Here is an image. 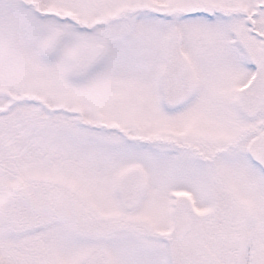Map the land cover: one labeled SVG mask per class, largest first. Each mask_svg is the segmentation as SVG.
Returning a JSON list of instances; mask_svg holds the SVG:
<instances>
[{
    "label": "snow or ice",
    "instance_id": "1",
    "mask_svg": "<svg viewBox=\"0 0 264 264\" xmlns=\"http://www.w3.org/2000/svg\"><path fill=\"white\" fill-rule=\"evenodd\" d=\"M0 264H264V0H0Z\"/></svg>",
    "mask_w": 264,
    "mask_h": 264
}]
</instances>
